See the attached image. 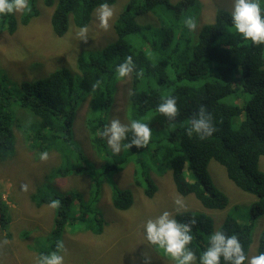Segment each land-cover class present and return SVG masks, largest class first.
<instances>
[{"label": "trees", "instance_id": "obj_1", "mask_svg": "<svg viewBox=\"0 0 264 264\" xmlns=\"http://www.w3.org/2000/svg\"><path fill=\"white\" fill-rule=\"evenodd\" d=\"M114 1L44 0L46 5H54L52 27L58 36L66 34L70 20L78 27L87 26L96 7ZM28 5L29 10L21 12V23L30 22L38 14L36 0H28ZM199 6L196 0H130L114 24V41L102 49L95 48L100 49L96 56L80 55L75 66L49 68L47 76L33 81H7L0 60V158L13 153L17 131L22 129L27 140L64 156L59 165L46 171L44 184L48 188L39 187L32 195L38 205L60 200V206L54 209L53 242L40 253L54 250L59 237L77 224L94 234L103 232L104 220L93 203L98 200L103 179L109 180L126 161L135 163L137 183L145 184L146 195L153 196L157 185L143 170L150 164L145 162L146 153L169 163L177 191L183 196L193 194L201 203L174 216L178 222L190 224L193 240L189 246L197 254V264L205 234L216 230L209 211L224 210L229 205L228 196L212 179L209 162L218 161L235 185L254 195L248 215L240 207H233L218 227L228 235L236 234L246 255L251 256L254 233L259 221L264 220V171L259 168L264 156V44H252L230 31L229 11L224 8L217 10L214 21L188 31L183 18L193 16L197 21L195 11ZM148 13L155 14L158 24L140 20ZM18 22L16 12L0 15V31L13 34ZM128 55L135 68L128 82L125 124L140 120L149 125L152 136L144 148H128L127 140L122 141L124 155L118 158L100 133L113 116L119 81L114 67ZM167 96L177 102V115L172 119L156 112L161 98ZM84 104L88 107L85 140L100 161L89 160L74 136L75 116ZM200 108L211 114L215 128L204 138L187 133L190 118ZM25 111L31 117L27 124L28 119L19 118ZM186 170L196 179H188ZM51 176L87 177L91 194L86 196L76 189L59 191L50 182ZM113 187V205L128 209L133 203L132 191ZM3 194L0 189V226L8 228L11 208ZM256 241L255 255L264 252V222Z\"/></svg>", "mask_w": 264, "mask_h": 264}, {"label": "rangeland", "instance_id": "obj_2", "mask_svg": "<svg viewBox=\"0 0 264 264\" xmlns=\"http://www.w3.org/2000/svg\"><path fill=\"white\" fill-rule=\"evenodd\" d=\"M130 0H115L108 4L113 11L109 20V27L102 29L96 17V7L92 13L91 22L87 25L86 39L77 35L79 29L72 20L64 36H58L52 27L53 6L45 4L44 0H36L38 14L28 23H21L22 11L16 12L18 19L17 31L13 34L0 31V60L5 69L2 74L7 76V81L21 83V80L33 81L47 76L49 68L57 66L72 67L78 56L93 53L116 39L114 24L122 8ZM176 2L178 0H171ZM200 6L195 11L197 29L202 23L214 21L219 8L231 10L232 0H196ZM196 19V18H195ZM142 22L158 24L155 14L141 15ZM95 48H100L95 50ZM75 66V65H74ZM129 79L122 78L118 81V91L112 107V119H119L125 124V104L129 93ZM87 104L81 106L75 116L74 136L81 144L89 160L100 161L92 149L90 142H86L84 126ZM30 120L27 111L20 116ZM29 130V129H27ZM26 131H17L15 150L9 156L0 158V189L3 197L10 206L12 221L8 228L0 226V264H35L40 251L51 246L53 240L50 236L54 225V209L48 204L38 205L32 195L39 187L48 188L44 175L53 167L59 165L64 156L41 149L36 142L26 139ZM66 148L70 150L69 146ZM47 152V159L41 160L39 154ZM12 155V156H11ZM124 153L116 154L119 158ZM71 157V156H67ZM65 157V158H67ZM145 162H150L143 168L157 185L153 196L145 193V184L137 183L135 163L126 161L123 168L111 175L110 179L104 178L98 200L93 203L95 210L104 220V229L100 234H94L77 224L68 228L59 238L63 242L65 264H173V262L158 252L154 246L148 244L143 235V224L150 218H155L162 211L167 210L171 215L179 211L197 208L201 205L195 195H181L175 186L172 170L169 163L159 162L157 157L144 155ZM104 160V159H103ZM151 167V168H148ZM259 168L264 171V156L260 158ZM44 169V170H42ZM45 171V172H44ZM209 171L215 185L229 198V205L224 210H210L214 216L218 229L225 214L239 208L244 215H248L249 206L255 196L241 189L227 176L222 164L212 159L209 162ZM190 180L196 175L186 170ZM50 182L62 192L80 190L90 196L91 181L85 177L51 176ZM120 189H130L133 193V203L128 209H117L112 202L113 186ZM180 199L184 207L178 208L174 201ZM236 208V209H237ZM236 212V211H235ZM259 221L254 233V242L249 255H255L257 237L262 223ZM11 234V236L9 235ZM25 235V236H24Z\"/></svg>", "mask_w": 264, "mask_h": 264}, {"label": "clouds", "instance_id": "obj_3", "mask_svg": "<svg viewBox=\"0 0 264 264\" xmlns=\"http://www.w3.org/2000/svg\"><path fill=\"white\" fill-rule=\"evenodd\" d=\"M264 0H232L231 10L228 12L230 31L239 34L244 40L252 44H264ZM29 10L28 0H0V15H10L15 12ZM113 16L112 8L107 3H101L96 9L99 27L107 29L109 20ZM183 26L190 32L197 29V21L193 16L183 18ZM87 27H81L77 33L86 39ZM135 64L131 55L125 56L123 61L114 67L117 80L127 78L133 72ZM156 112L172 119L177 115L175 97L161 98ZM187 133H195L198 137L211 136L215 131L212 116L200 108L189 120ZM105 138L108 148L113 154H118L122 148V141L127 140L126 147L144 148L149 144L152 131L148 124L131 119L122 124L119 119H111L100 133ZM47 152L39 154L41 160L47 159ZM174 204L183 208V201L176 199ZM60 206L59 199H50L48 207L56 209ZM144 239L148 244L170 259L173 264H197V254L189 246L193 240L189 223H181L167 210L162 211L155 218H150L143 224ZM205 245L199 253V264H264V252L247 256L236 234L228 235L222 229H216L205 234ZM63 242L56 241L55 249L47 253H40L35 264H65Z\"/></svg>", "mask_w": 264, "mask_h": 264}]
</instances>
